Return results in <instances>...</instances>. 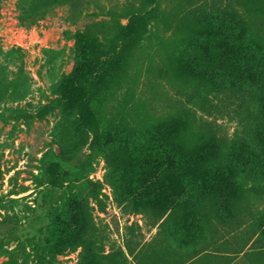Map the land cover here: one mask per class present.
<instances>
[{
    "label": "rangeland",
    "instance_id": "374dc122",
    "mask_svg": "<svg viewBox=\"0 0 264 264\" xmlns=\"http://www.w3.org/2000/svg\"><path fill=\"white\" fill-rule=\"evenodd\" d=\"M147 12L122 79L63 86L78 31L112 37L113 15ZM219 28L242 31L264 66V0H0V264H187L196 251L264 264L263 88L191 68L200 33ZM159 36L175 48L148 74ZM155 132L177 168L141 165ZM135 169L150 175L138 191Z\"/></svg>",
    "mask_w": 264,
    "mask_h": 264
},
{
    "label": "trees",
    "instance_id": "16d2710c",
    "mask_svg": "<svg viewBox=\"0 0 264 264\" xmlns=\"http://www.w3.org/2000/svg\"><path fill=\"white\" fill-rule=\"evenodd\" d=\"M124 16H129V13H126ZM146 17L148 21L144 23ZM151 20V12H147L144 16L134 14L128 24L121 23L120 19L116 15H113L111 24L114 34L112 37H108L107 35L103 37L99 32L94 31L90 27L84 31H78L76 34L77 65L63 86L73 89L80 83L100 81L107 76L110 72L109 69L112 76L122 79L123 72L130 58V45L128 46V43L134 42V47L140 45L144 39L145 25ZM151 47L154 50L150 51ZM174 48L175 41L173 42V40L163 36H159L156 41L150 42L147 48L143 47L145 56L150 60L147 73L151 74L155 70L152 63L156 51L166 52ZM197 52L196 60L191 63L193 70L223 73L226 77L236 80L251 76L262 86V93H264V66L242 31L235 28H219L202 32L198 36ZM261 138H264V136L262 135ZM222 145H228L227 139L224 138ZM239 149L240 161L241 158L249 154V150L245 146ZM142 152L141 165L147 170L156 168L162 170L165 167L166 170L175 169L180 164V150L178 146L169 143L158 132L146 137ZM50 173L49 169L48 174ZM124 176L133 190L138 191L141 187V182L148 180L150 175L148 172L138 173L135 169L133 173H130V171L128 173L125 170ZM220 176L223 181H218V185L224 183L225 186H229L230 181L225 174L221 173ZM51 181L55 183L58 182V179L52 177Z\"/></svg>",
    "mask_w": 264,
    "mask_h": 264
},
{
    "label": "crops",
    "instance_id": "0c3cea01",
    "mask_svg": "<svg viewBox=\"0 0 264 264\" xmlns=\"http://www.w3.org/2000/svg\"><path fill=\"white\" fill-rule=\"evenodd\" d=\"M204 252H206V251H203V252H197L196 251V253H194L193 259L190 260V262L187 264H209L210 263L209 260L202 258V256L205 254Z\"/></svg>",
    "mask_w": 264,
    "mask_h": 264
}]
</instances>
